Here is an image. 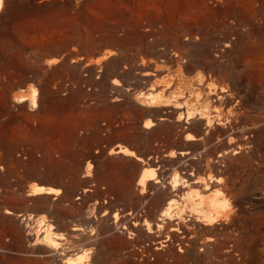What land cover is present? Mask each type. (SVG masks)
Masks as SVG:
<instances>
[{"label":"rangeland","instance_id":"1","mask_svg":"<svg viewBox=\"0 0 264 264\" xmlns=\"http://www.w3.org/2000/svg\"><path fill=\"white\" fill-rule=\"evenodd\" d=\"M73 263L264 264V0H0V264Z\"/></svg>","mask_w":264,"mask_h":264},{"label":"bare ground","instance_id":"2","mask_svg":"<svg viewBox=\"0 0 264 264\" xmlns=\"http://www.w3.org/2000/svg\"><path fill=\"white\" fill-rule=\"evenodd\" d=\"M21 97H22V96H21ZM21 97H19V98H21ZM186 138L189 139L190 137H186ZM190 139H191V138H190ZM147 176H148V175H147ZM145 177H146V176H145ZM146 178H147V177H146ZM146 178H145V179H146ZM34 188H35V187H34ZM34 188H33V189H34ZM40 188H41V187H40ZM33 189H32V190H33ZM41 189H42V188H41ZM41 189H40V190H41ZM44 189H45V188H44ZM40 190H39V189H35V191H40ZM33 192H34V191H33ZM71 260H73V259H71ZM69 261H70V260H69ZM74 261H75V260H74ZM74 261H71V263L74 262ZM73 264H76V263H73Z\"/></svg>","mask_w":264,"mask_h":264},{"label":"crops","instance_id":"3","mask_svg":"<svg viewBox=\"0 0 264 264\" xmlns=\"http://www.w3.org/2000/svg\"><path fill=\"white\" fill-rule=\"evenodd\" d=\"M198 139H195V140H189L190 142H194V141H197Z\"/></svg>","mask_w":264,"mask_h":264}]
</instances>
